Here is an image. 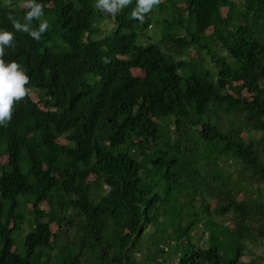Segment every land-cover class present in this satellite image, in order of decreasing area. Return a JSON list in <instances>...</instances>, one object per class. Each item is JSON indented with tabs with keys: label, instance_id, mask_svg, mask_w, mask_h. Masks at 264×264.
<instances>
[{
	"label": "trees",
	"instance_id": "1",
	"mask_svg": "<svg viewBox=\"0 0 264 264\" xmlns=\"http://www.w3.org/2000/svg\"><path fill=\"white\" fill-rule=\"evenodd\" d=\"M39 2L37 41L8 18L24 0H0L30 88L0 125V264H263L264 0H160L139 19L136 0Z\"/></svg>",
	"mask_w": 264,
	"mask_h": 264
},
{
	"label": "clouds",
	"instance_id": "2",
	"mask_svg": "<svg viewBox=\"0 0 264 264\" xmlns=\"http://www.w3.org/2000/svg\"><path fill=\"white\" fill-rule=\"evenodd\" d=\"M130 2L131 0H96V8L115 15ZM159 3L160 0H136V8L133 10L132 16L137 19L142 18L144 13L149 12ZM21 6L27 8L23 17L25 22L22 23L9 15L12 27L16 32L27 33L34 40L39 41L42 34L49 28L48 21L41 20L38 28H33L32 22L34 19L40 20L44 15V6L39 0H24ZM14 35L13 31L0 29V125H5L7 121L11 120L14 103L20 101L30 92V88L26 87L29 85L27 69L14 60H5V49L12 46Z\"/></svg>",
	"mask_w": 264,
	"mask_h": 264
},
{
	"label": "rangeland",
	"instance_id": "3",
	"mask_svg": "<svg viewBox=\"0 0 264 264\" xmlns=\"http://www.w3.org/2000/svg\"><path fill=\"white\" fill-rule=\"evenodd\" d=\"M181 7H183L184 8V5H181ZM154 15H159V17L161 18V20L162 19H164L165 17H166V13L165 14H161V13H158V12H154L153 13ZM97 25H98V27H99V31H98V36L100 37V38H103L104 36H105V34H106V30H109V28H112V22L110 23V22H108L107 23V20H104V18H101V19H97ZM158 27H160V25L158 26ZM155 28V26L154 25H150L149 26V29L148 30H146L145 31V37H143L142 38V42L144 43V44H149V43H152V42H156L157 40H155L154 39V37L152 36V31H153V29ZM183 33H184V31H183ZM217 52H218V54H220V55H225V53H224V51L222 50V49H220L219 47L217 48ZM189 55H190V57L191 58H193V59H195V60H197V61H200V62H204V60H205V67H207L208 69H210V70H214V66H213V64L210 62V59L209 58H207V57H200L198 54H197V51L196 50H192V51H190L189 52ZM203 60V61H202ZM248 96H249V94H248ZM31 97L35 100V101H39V97H38V94H37V92L36 91H32L31 92ZM244 136L245 137H247V134H244ZM64 141V140H63ZM256 141H258V140H256ZM257 144H258V142H256ZM7 161H8V158H7V156H5V157H3L2 159H0V167H1V164H4V163H7ZM95 179V177L93 176L92 178H91V180H94ZM256 186H259V184H256ZM242 197L240 196V199H241ZM212 206H214V202L212 203ZM184 223H186V221L185 220H182ZM228 225H230V224H228ZM23 229H24V232H23V235H22V237L21 238H23V236H25L26 235V233H28V231H29V228L27 227V225H25L24 227H23ZM56 230V227L55 226H53V231H55ZM210 234H208V233H205V235H202V233H199V235L197 236V241L199 242V244H208L209 243V241H210ZM18 247H20V245L18 244ZM253 248V251L255 252V254H256V256H254L257 260L259 259L260 261H262V263L264 264V241H261L260 242V244L257 246V247H252ZM19 250H21V252H23L24 251V248H23V246H22V244H21V247H20V249ZM252 258L249 256V257H244V258H242V260L244 261V262H249L250 260H251Z\"/></svg>",
	"mask_w": 264,
	"mask_h": 264
}]
</instances>
